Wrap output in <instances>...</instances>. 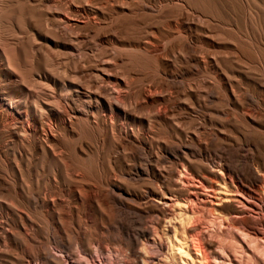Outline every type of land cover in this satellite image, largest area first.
<instances>
[{
	"label": "bare ground",
	"instance_id": "bare-ground-1",
	"mask_svg": "<svg viewBox=\"0 0 264 264\" xmlns=\"http://www.w3.org/2000/svg\"><path fill=\"white\" fill-rule=\"evenodd\" d=\"M24 9L43 18L40 29L66 57L33 53L39 33ZM234 16L246 24L244 35ZM259 21L250 0H0V198L6 201H0V264H84L77 237L64 239L61 217L69 201L97 208L124 205L127 197L116 192L111 173L99 176L98 185L57 167L95 157L109 168L144 151L176 153L177 136L186 135L175 123L190 111L196 91L217 94L264 140V77L239 64L237 46L243 42L264 64V32L251 28ZM87 51L92 56L85 62ZM142 58L149 59L146 70ZM157 123L166 129L158 132L165 136L161 146L154 142ZM239 158L241 186L264 185V148ZM155 198L150 191L138 200L148 205ZM49 212L57 219L53 226L43 222Z\"/></svg>",
	"mask_w": 264,
	"mask_h": 264
},
{
	"label": "rangeland",
	"instance_id": "rangeland-1",
	"mask_svg": "<svg viewBox=\"0 0 264 264\" xmlns=\"http://www.w3.org/2000/svg\"><path fill=\"white\" fill-rule=\"evenodd\" d=\"M250 1L264 20V0ZM221 4L222 12L232 16L227 4ZM24 10V17H30L28 23L39 33L33 53L66 57L68 52L49 42L52 37L40 29L43 18L30 9ZM234 19L238 20V29L244 35L246 24L235 16ZM27 25L25 21L24 26ZM251 28L264 32V23L255 22ZM242 40L248 42L246 38ZM161 42L166 46V40ZM216 42L224 43L223 40ZM237 46L239 64L251 74L264 77V64L256 51L249 50L243 42ZM210 50L225 52L223 55L230 51ZM91 56L87 51L83 60L86 62ZM139 62L142 69L148 68V58ZM207 78L211 80L210 75ZM192 79L189 84L193 85L197 78ZM241 88L254 96L259 92L255 87L242 85ZM206 91L203 88L194 92L190 111L181 112L175 123L179 132L186 135V138L177 136L176 153L144 151L138 158L118 160L109 168H102L95 157L72 159L74 163L65 162L57 167L65 174L73 171L96 184L99 176L111 173L116 192L127 197L124 205H100L98 211L88 200L84 207L67 200L70 202L69 209L65 210L68 214L61 217L64 239L70 242L73 236L77 237V257L84 264H264V191L261 190L264 185L257 183L244 189L235 173L239 156L254 150L258 155L263 151L264 140L247 131L238 110L220 104L217 94ZM158 109L162 111L163 106ZM154 129L157 133L154 142L164 145L165 136L158 132L166 130L165 127L157 123ZM166 132L170 134L169 130ZM48 168L54 169L52 165ZM150 191L157 198L144 205L138 197ZM0 201L6 202L2 198ZM42 221L41 218L38 225L44 233L43 222L53 226L57 219L49 212ZM86 241L90 244L86 245ZM51 249L52 254H60L53 246ZM29 252L37 253L31 246ZM61 252L65 255L67 251Z\"/></svg>",
	"mask_w": 264,
	"mask_h": 264
}]
</instances>
